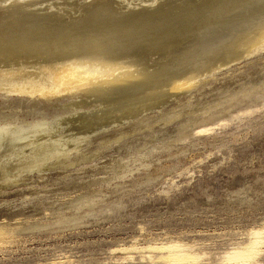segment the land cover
<instances>
[{
  "label": "rangeland",
  "instance_id": "rangeland-1",
  "mask_svg": "<svg viewBox=\"0 0 264 264\" xmlns=\"http://www.w3.org/2000/svg\"><path fill=\"white\" fill-rule=\"evenodd\" d=\"M12 1H0V9L6 8L0 10V27L7 26L0 28L3 61L5 55L25 56L44 45L39 28L54 14L63 21L55 16L58 24L50 20L52 25H63L66 13L70 26L98 9L93 6L99 0ZM110 1L126 10L148 4ZM84 3L89 11L82 9ZM248 6L242 10L255 8ZM29 7L28 13L41 20L23 16ZM203 17L200 13L194 21L199 24ZM26 18L40 23L34 24L39 32L20 25ZM20 31L25 37L36 32L27 35L30 46ZM20 49L28 52L19 54ZM238 61L184 93L143 102L153 107L149 111L141 103L125 107L104 99L109 106L100 104L81 91L86 84L66 89L62 80L0 84V264H168L179 251L190 259L176 264H241L237 254L249 247L257 253L249 264H264V45ZM250 88L254 95L239 94ZM236 93L234 103H220Z\"/></svg>",
  "mask_w": 264,
  "mask_h": 264
},
{
  "label": "bare ground",
  "instance_id": "bare-ground-1",
  "mask_svg": "<svg viewBox=\"0 0 264 264\" xmlns=\"http://www.w3.org/2000/svg\"><path fill=\"white\" fill-rule=\"evenodd\" d=\"M73 1L74 0L70 2H73ZM89 1L85 0L86 3ZM157 1L158 0H147L146 2H148V4H144L143 6H140L139 5L140 2H139L138 3L139 8H136L134 10H130V8L127 10L123 9L125 7H123L122 9L121 8L119 9L118 8L119 6H116L117 8L116 7L114 8V6L112 5L113 1L111 2L110 0H101V1L99 0L98 3L97 1H94L93 5H95L96 3L99 5L96 6L97 5L96 4L95 5L96 7L93 5L92 6L94 8L98 7V9H92V11L88 13V15L85 12L86 15L83 16L85 19L82 17V20L79 19L74 24L71 23L70 26L66 25L68 24V21L70 20V18L66 15V13L64 14L69 18L68 19L66 17L68 21L65 20L66 19L64 17L65 15L62 14L64 15L62 16L64 18V22L65 23L67 22L66 24L63 23L62 25L61 23L59 25H52L51 21L54 22L53 21L54 17L56 16L59 18V16L61 15L60 13H59V16L55 15L54 13H56L57 11L55 12L54 9H53L54 16L51 14L52 11L49 12L48 10L49 13L45 11L47 13V16L51 14V16H53V19H49L48 20L49 22L46 23V25H44V28L42 29L39 28L40 35L38 33L39 36L37 37L40 38V40L46 39L45 40L46 43L44 42L46 45L43 43L44 41L43 40L42 43L44 45H42L39 48L40 45H38V43L41 41L38 39L39 40V42H37L38 49H37V46L34 48L33 47L34 45L33 46L31 45L34 49H30L28 47L30 49L29 52L31 53H28L25 56L22 55L21 52H24V53L28 52V51H23L26 49L25 48V49H20L21 51H18L20 52L19 54L21 55H18V53L17 55H10V56L5 55L4 61L2 60L3 58L2 59L0 58L5 64L2 66L0 65V84L9 85V84L17 83V82H25L27 80H33L34 82L35 81L51 82L53 84H56L59 80H62L64 89H66L68 85L86 84L88 88L86 90H81V91L82 92L84 91L87 94L93 96V99L96 98V100L99 101L100 104L102 103V101H104V99H108L107 101L112 100V102H119V104L123 103V106L125 104V107H126V105L128 104L137 105L139 103L142 104L143 102L146 104L148 103L146 101L155 99V96H158V97L162 96L163 98L161 99H164L165 98L164 93H166V95L170 93L169 95L172 96V94H177L180 91L182 92L183 90L187 88L194 87L193 85L198 83L197 81L200 78L205 77V76H206L205 78H207V76L211 77V75L209 74H212L213 72L215 73L216 70H218L219 72L220 68L223 69V67L226 66L225 67L226 69L228 68L227 66L233 64V62H236L238 60L241 61L242 58L244 57L248 58V55L251 54L254 48L260 45H264V2H263L264 0H197V1L195 0L193 4L185 5V6H180L174 0L173 1L164 0L163 3H159V1L158 2ZM20 2L21 1H19V3ZM25 2H24L25 5L26 3H29V5H32L34 3V1H31L32 3H30V0L26 3ZM76 2H75L76 6H79V4H77ZM109 2H111V5L113 7H111ZM115 2H114V5H116ZM19 3L16 2L15 4L16 6H19V9H20V5H17ZM35 3L39 4L37 0ZM59 3L61 4V2ZM86 3H84L85 8H82V9L87 8ZM8 4L6 5V7L8 6L7 8L11 6L10 3ZM24 4L22 6H24ZM54 4L52 2L51 5L53 6ZM64 4L66 5V3ZM117 4H119V2ZM256 4H258L257 7H256ZM13 5L14 4H12V6ZM90 5L88 6H89V9L91 10ZM248 5L250 6L254 5L255 8L248 10L249 9ZM245 6H247L248 9L242 10L243 7L246 8ZM24 7H22L21 9L24 10ZM30 7L25 9L27 14L25 12H24L25 14H23V12L21 13L20 11L19 15L23 14V16L30 15V16L36 17L34 13L32 12L28 13L30 11H27V9L30 10ZM46 7H49V6H46ZM46 7H43L42 9L44 10V8ZM1 8L4 9L5 7L1 6ZM14 8H15V5H14ZM31 8H32L31 11H33V6ZM12 10H15L14 13H16L17 8L12 9ZM12 10L11 12H13ZM18 10H17V13H18ZM87 10H84V11H87ZM84 11H83V14H84ZM209 11H211L212 13L208 14ZM9 12H7L8 13L7 16L9 15ZM11 12L10 14H12ZM37 12L39 13V9ZM40 12H43V11L41 10ZM63 12H66V10H63ZM200 13H203L204 17H203V20H201L200 23L198 24L194 20L196 16ZM39 14H37V16ZM12 15L14 16L15 14H12ZM19 15H18V20L21 17V16L19 17ZM44 15L46 16V14ZM42 16L43 15L41 14V17ZM51 16L49 17L51 18ZM14 17H13V20H14ZM33 17H31L33 19L31 20L34 22V20L38 19L40 16L38 18L36 17V19ZM45 18H48V17H45ZM73 18H76V17L72 16V19ZM38 20H41V19L39 18ZM45 20L47 21V19H44V21ZM60 20H61V17L59 18L58 21L59 22L63 21V20L61 21ZM19 21H16V22H19ZM23 21L20 25L23 24V26H26V27L28 26V28L30 29L33 28V31L34 30L36 31V29H34L35 27L34 24H36V27L38 26L37 24H40V23H37L38 21H36L33 24L32 21L31 23L27 19L26 22L24 21V23H27V25L26 24L24 25ZM56 21L57 20H55V22ZM41 23H43V21H41ZM4 26L7 27L5 24ZM4 26H1L0 28ZM10 26H15V25L11 24ZM15 28L13 29L15 30ZM18 28L19 27H17L16 29L17 31H18ZM28 28H26L25 30L27 31ZM21 31L20 33H17V34L21 35L22 32L24 33V31L22 32ZM24 34H22L21 36L25 37ZM29 34H26V37H25L27 38L28 41L29 39L27 35ZM35 34H30L29 37L33 38ZM14 36L15 38H17L16 34ZM8 37H12V35L11 36L9 35ZM8 37L6 38V40L8 39ZM18 38L17 40L20 39ZM50 38H51V41H50ZM23 39L20 40L21 45L23 44L22 42L25 40ZM52 39L54 40L52 41ZM9 40L13 41L11 38ZM9 40H7L6 43H9ZM28 41H25V42L27 43ZM29 43L30 41L28 42V45L30 46ZM15 44L12 49H15L14 48ZM2 45L0 46L2 47ZM18 45L19 47L16 45L18 48L24 47V45L20 46L19 42H18ZM25 45L28 46L27 44ZM1 47H0V50H1ZM1 51H3V49ZM6 51L7 52L4 51V53L8 54L9 51L8 50ZM13 51L14 50H12V53ZM2 54L1 56L3 57ZM9 54H11V52ZM1 60H0V64L2 63ZM239 61L238 63H240ZM217 73H215V75ZM252 91H253L252 88L246 89V90L243 89L241 92H239V94L248 95L252 93ZM237 94L238 93H236L235 95H231L230 97L224 99L223 100L224 102L220 101V103L221 102L225 103V105L226 104L230 105L234 103L237 100V96L239 97V95ZM107 101H104L105 104L108 103ZM158 102L160 103V101H157V103ZM220 103L218 102V106L220 105ZM112 104L113 106L116 105L114 103ZM73 105L74 104H72V107ZM136 105L134 109L136 108ZM143 105L144 104H142V106ZM157 105L158 104H156V106ZM108 106L107 108L109 109ZM144 106L146 108V106L148 105H144ZM209 106L210 105H208V108ZM214 106H216V104H214ZM214 106H210L209 109H211V107L212 109L217 107V106L216 107ZM129 107H132V106H129ZM73 108H75V106ZM151 108H149L148 111L151 110ZM208 108H207L208 110L207 113L211 112L212 110L211 109L209 111ZM116 110L117 109H115V111ZM129 110H132V109L130 108ZM135 110L137 111L139 109H135ZM117 111L118 113L120 112L119 110ZM202 111L204 112V109ZM245 112L243 115H247L249 113L248 110H247L248 112L247 114H245ZM107 113H112V112H107ZM137 114H139V112ZM140 115H143V113ZM131 116H132V113H131ZM110 118H112V116H110ZM121 118H123V116H121ZM121 120H122V123H124L126 119H121ZM128 120H129V117H128ZM204 120L208 121V119H204ZM116 122L117 121H115L114 123ZM204 122L206 121H203L201 123L204 124ZM222 123H225V122H222ZM0 235H1V231H0ZM259 235H261V233H259ZM257 239H260V238L257 236ZM258 242L259 241H257V243ZM249 248L250 250L248 249L245 252H242V253H238L239 251L237 252L238 253L237 258L240 259L239 262L241 264H249L250 261L254 257H256L257 255L256 251L251 250L252 247H249ZM183 254L181 253V251H179V253L174 255L172 258L170 257V259H168L166 263L176 264L181 261L190 259V257H188L187 255H183Z\"/></svg>",
  "mask_w": 264,
  "mask_h": 264
}]
</instances>
